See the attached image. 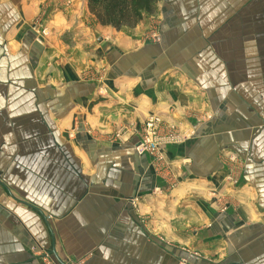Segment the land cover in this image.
I'll list each match as a JSON object with an SVG mask.
<instances>
[{"label": "crops", "instance_id": "0c3cea01", "mask_svg": "<svg viewBox=\"0 0 264 264\" xmlns=\"http://www.w3.org/2000/svg\"><path fill=\"white\" fill-rule=\"evenodd\" d=\"M156 5L155 23L118 30L86 0H0V264L52 247L18 200L48 216L67 264H250L264 240V0ZM149 115L186 138L161 148L159 174L134 149ZM148 233L176 254L153 255Z\"/></svg>", "mask_w": 264, "mask_h": 264}, {"label": "rangeland", "instance_id": "374dc122", "mask_svg": "<svg viewBox=\"0 0 264 264\" xmlns=\"http://www.w3.org/2000/svg\"><path fill=\"white\" fill-rule=\"evenodd\" d=\"M87 1V0H86ZM157 2H159V0H157ZM157 2H156V4H157ZM174 3V2H173ZM159 6H155V12L153 13V14H149V16L150 15H152V16H155V19L154 20H152V22H154L155 23V20L156 21H158L159 19H158V17L160 16V11H159ZM42 12V11H41ZM38 19H40V17L38 18ZM36 21H38L37 19L34 21V22H36ZM38 22H40V21H38ZM100 23V22H99ZM140 22H138L136 25H138ZM42 24V23H41ZM136 25H134V26H136ZM134 26H130V27H134ZM155 27V28H154ZM123 28H125V27H122V28H120V29H123ZM119 30V29H118ZM44 31V30H43ZM146 32V31H145ZM150 33L149 34H147V32L146 33H144V36H143V39L145 38V39H150L151 41L152 40H159V29H158V27L155 25V26H153V29L152 30H150L149 31ZM148 35V37L146 36V35ZM147 38H146V37ZM144 39V40H145ZM159 117V116H158ZM160 118V117H159ZM161 119V122H162V124L161 125H165L168 129H164L163 128V131L165 132V133H167L169 136H171V134H178L179 136H180V140L178 139L177 141L175 140V142H181V141H184L185 139H183V137L185 136V134L184 133H181V132H177L176 130V125H174V124H171L170 122H168V123H165V121L162 119V118H160ZM145 120V119H144ZM142 125V124H141ZM140 125V126H141ZM118 132H120V131H118ZM117 132V133H118ZM183 139V140H182ZM162 150V149H161ZM161 150H160V152H161ZM163 151V150H162ZM145 155V154H144ZM148 155V154H147ZM149 157H151L150 155H148ZM151 159H152V161H153V164L155 165V170H156V173L157 174H159V173H161V167H162V165L161 164H158V162H155V159H153V156L151 157ZM230 159H233L234 160V158L231 156L230 157ZM232 174H229V176H227V180L228 181H231V182H235V177H230ZM136 204V203H135ZM135 207V209H136V207H137V204L134 206ZM134 209V210H135ZM135 213H137V211L135 212ZM138 215V214H137ZM262 231L264 232V230L262 229ZM150 236H149V238L148 239H150V240H154V241H156V243L157 244H159L160 246H161V248H159V247H157L156 248V250L155 251H153V255L154 254H158L159 255V253L161 254L164 250H167V251H169V252H171V253H173V254H176V251H174V246H171V244L169 243V241L168 240H166L165 238H164V236H160L161 238H159L155 233L154 234H151V233H148ZM161 239V240H160ZM163 247V248H162ZM234 247V246H233ZM154 248V247H153ZM240 249H242V248H240ZM247 249H248V253H252L250 256H249V263L250 264H264V240L261 238V239H257V240H254L253 241V243L252 244H249L248 246H247ZM33 250H35V249H33ZM154 250V249H153ZM243 250V249H242ZM47 252V249L45 250L44 249V251L43 250H41V249H39V251L37 250V252H38V255L41 253V254H43V252ZM50 259L52 260V262H53V264H56V262H55V260H53L51 257H50ZM243 259V258H242ZM45 260H46V262H47V264H52L50 261H49V259H47V258H45ZM225 259H222L221 260V262L223 263V261H224ZM232 260H234V261H238V260H241V251L240 250H238V249H236V247H235V249H233L232 250ZM212 261H215L214 259H212ZM40 264H44L45 262H44V260L43 259H41L40 261ZM182 263V262H181ZM215 263V262H214ZM217 263V262H216Z\"/></svg>", "mask_w": 264, "mask_h": 264}, {"label": "trees", "instance_id": "16d2710c", "mask_svg": "<svg viewBox=\"0 0 264 264\" xmlns=\"http://www.w3.org/2000/svg\"><path fill=\"white\" fill-rule=\"evenodd\" d=\"M157 0H87L89 12L101 25L120 29L134 26L144 14H153Z\"/></svg>", "mask_w": 264, "mask_h": 264}, {"label": "built area", "instance_id": "2783aa9c", "mask_svg": "<svg viewBox=\"0 0 264 264\" xmlns=\"http://www.w3.org/2000/svg\"><path fill=\"white\" fill-rule=\"evenodd\" d=\"M161 119L156 115H149L142 122V125L136 129L135 134H137V140L134 145V149L138 155L148 154L155 162H159L161 159V148L165 145L180 140V136L178 134H171L169 136L167 133L163 131L164 129H168L165 125H161ZM169 130V129H168ZM170 131V130H169ZM116 137H120L121 132L115 133ZM161 150V152H160ZM129 202L132 205H135L136 200L130 199ZM45 258L49 259V261L53 264L48 252H43L40 254V259L44 260V264H47Z\"/></svg>", "mask_w": 264, "mask_h": 264}, {"label": "water", "instance_id": "95a60500", "mask_svg": "<svg viewBox=\"0 0 264 264\" xmlns=\"http://www.w3.org/2000/svg\"><path fill=\"white\" fill-rule=\"evenodd\" d=\"M0 184H2V186H4V187L8 190L9 194L12 196L11 191H10V189L7 187V185H5V183H3V182H1V181H0ZM18 201H19L20 203H24V204H26L27 206H30V207L34 208L37 212H39V213L42 214L43 221H44V223H45L46 227L48 228V230H49V232H50V235H51V243H52V247H51V250L48 251V255L51 256L53 259H55V260L58 262V264H67V263H65L61 258H59V256H58L57 253H56V250H55V243H54V234H53V232H52V229H51L50 226H49V223H48V216H46L44 213H42V211H41L39 208H35V207L31 206L28 202L23 201V200H22V201L18 200ZM227 264H236V263L233 262V263H227Z\"/></svg>", "mask_w": 264, "mask_h": 264}]
</instances>
